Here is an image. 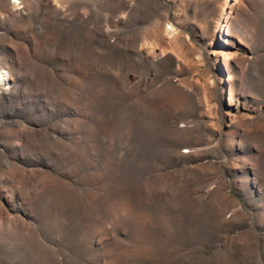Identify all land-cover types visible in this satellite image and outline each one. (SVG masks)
<instances>
[{"label": "rangeland", "instance_id": "1", "mask_svg": "<svg viewBox=\"0 0 264 264\" xmlns=\"http://www.w3.org/2000/svg\"><path fill=\"white\" fill-rule=\"evenodd\" d=\"M14 1L0 264H264V0Z\"/></svg>", "mask_w": 264, "mask_h": 264}, {"label": "bare ground", "instance_id": "2", "mask_svg": "<svg viewBox=\"0 0 264 264\" xmlns=\"http://www.w3.org/2000/svg\"><path fill=\"white\" fill-rule=\"evenodd\" d=\"M16 4H18V5H15L16 7H19V5H22L21 3H22V0H19V1H14ZM225 11H226V6H225V8H224V12H223V15L225 14ZM228 16V15H227ZM227 18V17H226ZM218 26H221V24L219 23L218 24ZM223 27H225V25H223ZM174 35H175V33H174V31L172 30V29H167L165 32H164V34H163V36H162V41L164 42V43H172V40H173V38H174ZM224 63H225V58H224ZM0 78H2L1 76H0ZM4 79V78H3Z\"/></svg>", "mask_w": 264, "mask_h": 264}]
</instances>
